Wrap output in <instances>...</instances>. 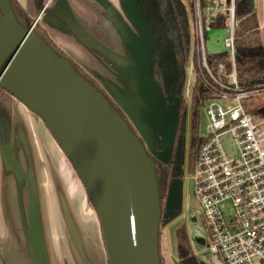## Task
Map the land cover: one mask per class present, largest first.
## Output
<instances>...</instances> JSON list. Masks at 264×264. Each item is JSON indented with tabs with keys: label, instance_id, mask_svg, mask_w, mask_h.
Listing matches in <instances>:
<instances>
[{
	"label": "crops",
	"instance_id": "crops-1",
	"mask_svg": "<svg viewBox=\"0 0 264 264\" xmlns=\"http://www.w3.org/2000/svg\"><path fill=\"white\" fill-rule=\"evenodd\" d=\"M48 1L40 26L149 140L160 112L153 104L152 39L137 0ZM176 229L160 235L163 264L176 263ZM203 252L194 254L207 264ZM0 264H107L81 179L45 123L15 98L9 145L0 139Z\"/></svg>",
	"mask_w": 264,
	"mask_h": 264
},
{
	"label": "water",
	"instance_id": "water-1",
	"mask_svg": "<svg viewBox=\"0 0 264 264\" xmlns=\"http://www.w3.org/2000/svg\"><path fill=\"white\" fill-rule=\"evenodd\" d=\"M0 12V87L45 123L73 165L99 220L107 264H161L158 185L142 142L32 27L17 23L9 0H0ZM157 98L163 140L157 157L165 163L178 101L165 109L159 92Z\"/></svg>",
	"mask_w": 264,
	"mask_h": 264
},
{
	"label": "built area",
	"instance_id": "built-area-1",
	"mask_svg": "<svg viewBox=\"0 0 264 264\" xmlns=\"http://www.w3.org/2000/svg\"><path fill=\"white\" fill-rule=\"evenodd\" d=\"M191 19L192 69L214 94L202 107L208 119L192 181L204 221L207 249L223 264H264V127L248 112L250 98L264 102V83L241 85L235 65L234 0H194ZM228 15L224 49L230 72L208 62L211 22ZM258 29L264 30V19ZM190 88V87H189ZM230 141L234 147L226 148Z\"/></svg>",
	"mask_w": 264,
	"mask_h": 264
},
{
	"label": "trees",
	"instance_id": "trees-1",
	"mask_svg": "<svg viewBox=\"0 0 264 264\" xmlns=\"http://www.w3.org/2000/svg\"><path fill=\"white\" fill-rule=\"evenodd\" d=\"M54 1L55 0H51L50 3ZM185 1L189 7L194 3V0ZM47 2L48 0H26V5L22 6L17 0H9L10 7L17 23L24 30H29L32 27L33 34L57 57L67 61L80 78L86 81L96 92L101 94L118 117L127 123L134 136L138 137L130 123L105 91L74 63L40 26L37 19L43 10L46 11L48 9L46 6ZM234 7L235 20L237 22V26L234 30L235 65L238 79L241 85L252 88L257 84L264 83V46L261 40L262 32L258 29L259 20L256 12L255 0H234ZM136 8L143 27L151 35L153 54L157 59L156 65L161 69L163 92L159 88H157V92H159L161 96L164 93V97H169V100L173 101V96L178 93V89L181 86L182 69H186L189 62L190 64L192 62V55L189 48V34L187 31L188 16L185 9V2L184 0H137ZM227 20V14H219L211 22V29L224 30ZM207 59L209 64L216 68L219 63H223L226 72H230L231 64L227 60L225 51L222 53L209 54ZM189 97L191 102V133L188 158L189 169L192 172V170L194 171L198 150L202 143V139L199 137L198 132L200 111L207 100L214 98V94L210 92L203 85L201 79L196 76L194 83L190 87ZM12 100L13 96L0 87V139L4 146H8L10 143ZM184 105L185 98L183 93H181L178 100L179 121L170 160L163 163L157 157L160 152L156 153L155 157L149 155L144 148L154 166V173L158 185L161 219L165 210L164 202H166L168 196L170 182L182 179L183 176V159L180 152L181 145L180 142L178 145L176 144L178 139H182L181 143H183L184 139ZM180 133H182V135ZM155 147L158 148L157 144L154 142L152 148L154 149ZM161 219L159 221V227ZM158 230V247L160 252V228H158ZM175 238L177 256L175 264H202L190 247L184 225L176 229ZM159 258L161 264H163L161 255H159Z\"/></svg>",
	"mask_w": 264,
	"mask_h": 264
},
{
	"label": "rangeland",
	"instance_id": "rangeland-1",
	"mask_svg": "<svg viewBox=\"0 0 264 264\" xmlns=\"http://www.w3.org/2000/svg\"><path fill=\"white\" fill-rule=\"evenodd\" d=\"M185 2V9L188 16V34L190 37L191 34V19L193 15V7L194 3L189 7L187 2ZM256 5V12L258 15L259 22H262L264 19V0H255ZM262 32V44L264 46V30ZM228 33L226 30H215L212 29L207 34L206 39V51L208 54H216L222 53L225 51L224 49V40L227 38ZM190 53H191V39H190ZM156 56L154 55V65L152 70V85L154 87V109L156 110L157 106H159L160 100L157 98V88L162 90V81H161V69L156 65ZM214 73H216L217 68L212 67ZM195 72L192 69V64H190L186 69H182V76H181V86L178 89V93L173 96V101H178L180 98L181 93H183L185 98V123H184V139L183 143L182 139H178L176 145H181L180 152L181 157L183 159V172H182V179L173 180L170 182L169 185V197L167 196L166 202H164V212L160 223V232L162 236H165L171 230H174L181 225L185 226V230L187 233V237L189 240L190 247L192 251L195 253L196 251L200 250L201 252L204 251V258L207 259L205 262L207 264H223L222 261L217 257V255L211 254L207 249V243L205 242V235L203 233V218H201V210L199 208L197 199L195 197L194 185L192 181L193 170L192 172L189 169V143H190V133H191V110H190V88L195 81ZM163 96V97H162ZM161 96L163 100V106L165 109H168L172 102H170L169 97H164V93ZM249 106H247L248 112L253 116V118L261 123V126L264 127V102H260L258 98H250ZM208 106V104H205ZM184 113V112H183ZM208 125V119L205 115V111L201 109L199 115V123H198V132L199 135L206 134V127ZM182 135V133H180ZM148 138H141L138 137L142 142L144 148L151 156L156 157V153L162 152L163 149V140L160 132V126L157 122H155V126L153 127V132ZM155 141L158 148H152V145L147 146L150 142ZM149 143V144H147ZM224 146L226 148L234 147L233 143L230 141L225 142ZM179 149V146H178ZM172 219V220H171ZM171 220V221H170ZM96 227H94L93 231ZM170 238V235H169ZM194 239V241L192 240ZM164 241V238H163ZM92 243L94 246H97L96 242V235L95 231L93 232V239ZM171 243V238H170ZM97 244V245H96ZM196 245V246H195ZM198 245V246H197ZM176 253V250H175ZM200 259V257H199ZM201 261V259H200ZM202 262V261H201ZM203 263V262H202ZM204 264V263H203Z\"/></svg>",
	"mask_w": 264,
	"mask_h": 264
},
{
	"label": "flooded vegetation",
	"instance_id": "flooded-vegetation-1",
	"mask_svg": "<svg viewBox=\"0 0 264 264\" xmlns=\"http://www.w3.org/2000/svg\"><path fill=\"white\" fill-rule=\"evenodd\" d=\"M170 102H172V101H170ZM172 104H173V102H172ZM178 121H179V119H178ZM174 144H175V142H174ZM173 148H174V146H173ZM170 160V159H169Z\"/></svg>",
	"mask_w": 264,
	"mask_h": 264
},
{
	"label": "bare ground",
	"instance_id": "bare-ground-1",
	"mask_svg": "<svg viewBox=\"0 0 264 264\" xmlns=\"http://www.w3.org/2000/svg\"><path fill=\"white\" fill-rule=\"evenodd\" d=\"M30 39H31L32 41H34V39H33L32 37H30Z\"/></svg>",
	"mask_w": 264,
	"mask_h": 264
}]
</instances>
